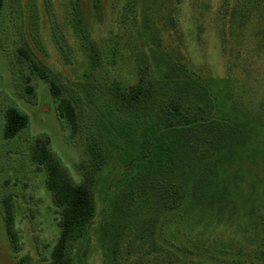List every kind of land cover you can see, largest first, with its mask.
Here are the masks:
<instances>
[{
    "label": "rangeland",
    "instance_id": "obj_1",
    "mask_svg": "<svg viewBox=\"0 0 264 264\" xmlns=\"http://www.w3.org/2000/svg\"><path fill=\"white\" fill-rule=\"evenodd\" d=\"M29 1L3 0L0 14V200L13 198L17 235L0 210V264H48L60 235L37 139L91 182L96 214L73 264H264L263 4L226 16L224 0H33L30 15ZM51 81L74 101L75 134ZM138 86L142 101L123 103ZM171 104L191 108L177 145ZM11 107L29 125L7 141ZM180 178L193 196L173 210L162 194Z\"/></svg>",
    "mask_w": 264,
    "mask_h": 264
},
{
    "label": "trees",
    "instance_id": "obj_2",
    "mask_svg": "<svg viewBox=\"0 0 264 264\" xmlns=\"http://www.w3.org/2000/svg\"><path fill=\"white\" fill-rule=\"evenodd\" d=\"M94 2L97 7L100 5L101 0H94ZM259 2L264 6V0H252L251 2L250 0H224L220 14L227 16L233 13V11L241 13L248 12L249 6H251V9H257L258 5H260ZM3 4V0H0V14L3 9ZM34 4L33 0L27 3L30 15H32ZM221 20V43L223 47H227V45L233 43L232 40L234 38L231 36L232 31L229 33V29L225 24L228 19L221 18ZM245 20L246 18H243L239 21L241 27L245 25ZM252 21L255 22L254 26L264 29V18L252 17ZM255 37L262 38L260 46L264 47V32H259ZM38 71L41 78L48 79V76L43 70L38 69ZM50 84L56 110L59 116L68 124L72 133L75 134L78 129V114L74 101L61 93V88L55 81H51ZM144 97L145 93L141 86L131 88L127 93L121 94V100L129 106L137 105ZM170 107L169 112L172 119L171 128L174 130L173 143L177 145L179 143H177L178 133H176V128H185L191 125L192 122L188 118V115L191 113V108H186L185 112H181V107L177 105L171 104ZM28 125L29 119L25 113L15 107L7 109L2 130L3 138L7 141L15 139ZM96 159L102 161L104 158ZM162 159L163 161L159 165L160 168L164 169L170 163L172 168L174 167L175 161L173 158ZM98 160L96 162L93 161V163L94 166L99 168ZM31 161L47 173L46 185L52 194L54 204L59 212L58 225L60 235L55 245L51 247L48 264H73L72 248L87 234L96 214V206L91 195L90 179H84L81 183L75 182L51 151L49 142L46 139L36 140L31 152ZM181 178L178 179L177 185L173 186L170 192L167 190L166 193L163 192L162 194L163 198L169 202L167 203L172 206L173 210L178 209L183 201L189 200L193 196L191 191L188 192L186 187H183L181 184L183 180ZM212 182L216 183L218 181L214 180ZM12 199V196L1 199L0 210L3 214L6 234L16 246L17 235L14 231L16 228V216Z\"/></svg>",
    "mask_w": 264,
    "mask_h": 264
}]
</instances>
